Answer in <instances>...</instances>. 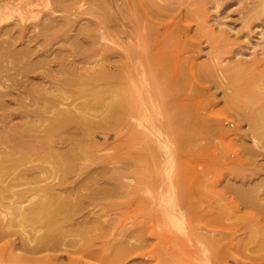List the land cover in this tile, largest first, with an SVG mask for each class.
<instances>
[{"label":"rangeland","instance_id":"rangeland-1","mask_svg":"<svg viewBox=\"0 0 264 264\" xmlns=\"http://www.w3.org/2000/svg\"><path fill=\"white\" fill-rule=\"evenodd\" d=\"M180 1H172V8L164 10V21L176 22L169 27L168 37H164L166 27L160 25L161 35L143 42L142 30L157 24L142 21L132 37L112 33V39L92 47L96 53L78 52L82 37L70 36L69 31L68 37L49 38L47 50L36 55L48 60V67H57V61L64 59L78 67L73 73L93 69L96 73L104 63L99 52L103 45L144 43L148 47L163 38L169 40L167 49L157 54L159 65L141 68L139 61L147 63L152 58L146 54L133 57L131 64L136 67L123 68L131 73L120 78L116 97L128 95L125 107L131 113L126 117L99 107L100 101L79 83L59 91L67 97L59 107L72 110L74 104L83 106L92 98L98 111L108 112L110 118L100 116L109 121H102L97 113L92 119L101 121L94 124L79 121L46 133L53 114L31 103H13L11 118H0V130H6L0 132V264H264V71L256 83L246 73H236L251 70L256 66L253 60L260 58L257 69H264V12L252 22L254 32L242 39L239 52L236 45L218 43L219 35L223 29L231 30V25L242 27L239 12L255 0ZM62 2L67 9L81 3ZM116 3L88 0L80 8L91 6L97 15L99 9L110 12L122 5L124 12L128 10V3ZM216 3H220L219 10L229 7V15L223 12L221 25L212 16L207 18L205 29L212 30L210 36L185 20L187 9L201 4L210 8V15L220 13ZM43 5H22L21 12L15 7L0 8V18L7 13L13 18L0 22L5 25L0 27V36L30 8L47 10ZM138 9L131 11L134 18ZM91 15L83 14L72 24L74 29L90 25ZM86 45L91 49V44ZM0 58L2 68L6 62ZM115 61L123 65L129 59L117 57ZM199 65L207 71L201 72ZM109 72L117 71L111 66ZM22 109L33 110L35 115L31 111L29 117H22L18 113ZM53 141L61 143L65 164L52 173L51 169L31 173L32 166L54 165V158L45 161L43 157L53 148L46 143ZM53 183L57 195L50 199ZM42 203L44 207L37 210Z\"/></svg>","mask_w":264,"mask_h":264},{"label":"bare ground","instance_id":"bare-ground-1","mask_svg":"<svg viewBox=\"0 0 264 264\" xmlns=\"http://www.w3.org/2000/svg\"><path fill=\"white\" fill-rule=\"evenodd\" d=\"M53 1H55V0H0V8H3V9L11 8V7H15L14 9L19 8L17 12L20 11V6H22V5H29L30 6L31 4L32 5L33 4L38 5L40 3H43L44 4L43 6H45V4L48 6L47 10H45L44 7L42 10L37 9V11L36 10L34 11L33 9L31 10V8H30L31 11L29 10V12L27 14L24 13V15H20L19 19H17L18 22L13 27H11L10 29H8V30L6 29V31H3V33L0 36V57H2L3 62L4 61L6 62V64L2 68L0 67V118L1 119L2 118H9V119L11 118V114L13 113L11 110L13 103H17L19 105H24V106L29 105L28 103H31L34 106H36L38 109L39 108L41 109L43 107L42 108L43 112H46V111L50 112L49 110H51L53 115H52V119H51L48 127H46V129H47V130H45L46 133H50V132L53 133L54 130L60 129V127H64V126L72 124L74 122L77 123L79 121L80 122L81 121L82 122L93 121V124H94V122H99L101 120L104 122L109 121V120H107L108 119L107 118L108 112L107 113L105 112L106 113L105 114L104 111H100V110L98 111V106L94 107L91 104L92 98L85 101L83 106L77 105L80 103H77L76 105L74 104L73 107H75V106L76 107L73 108L72 110L65 109V108H64L65 109L64 110L63 108L59 107L60 103L62 101H64L65 99H67V97L64 95L65 93L64 94L63 93L58 94L59 91L62 88H64L65 86H75L76 84H79V83H82L84 85L83 86L84 88L83 87H81V88L86 90L88 95H90V96L93 95L94 98H97L98 101H100L99 107L105 106L106 108H108L107 110L109 111V114H112L114 116L120 114V115H122L121 117H126L128 114L131 113V111L126 109V107H125L127 104V101L129 102V97H128V95L123 94V93L119 94L118 95L119 97H116V92H118L117 91L118 84H119L118 82L122 80L120 78L124 77L127 73L128 74L131 73L129 71H126L127 70L126 65L129 67V70H130L132 65H134L133 63L131 64L133 57L137 56V55H144L145 56L146 54L152 55V58L149 59V61L147 63H145L146 61H139L137 64L140 63L141 68H144V66L146 67V66L159 65L160 61H159V56L157 54H159V53L161 54V52H163L167 49L166 45L169 44V40L166 39V41H165L163 38L162 41H160V43L153 44L151 42L152 45H150L148 47L147 46L145 47L144 43H143L144 45L141 44L142 46L138 45V46H134V47H131V46L128 47V45H127V47L126 46L124 47L123 44H121L120 47H118V46L109 47V45H108V47H106L105 45H103V47H100L101 49L99 50L100 59H101V61L104 62L100 66L101 71L94 73L95 70L93 69V70L89 71L88 73L83 74V73H79L76 70L77 72H75V73L78 77L75 75V73H73L75 71V68L78 69V67L73 66L72 63H69V61L67 62L64 59H60V61L56 60L57 61V67H56V65H55V67H52V66L48 67V64H50L48 60H46V59L44 60L41 58H35V57L37 54H43L47 50L45 44L49 38L57 39L58 37H61V36L62 37H68L70 34L69 31L70 32L72 31L70 36H72V35H75V37L78 36V39H79L80 35L82 37V41H81L82 43H81L79 49H77L78 52L82 51V50H89V51L93 52L94 49L92 47H95L97 44L104 43L103 42L104 40H109L110 38L112 39V37L110 36L112 33H117L118 35H120V37L130 38L133 36L134 32L138 31V26H140V23L142 21L143 22H145V21L150 22L151 25L157 24L156 27H151V29H148V28L145 29L144 28V30H142L141 34H142L143 42H146L148 40L152 41V40H154V38L158 37V35L160 34V32H159L160 31V25H163V27H166L167 32L164 34V37H168V35L170 34V32L168 34L169 27H171L172 22H175V21L174 20L172 21V19H170L169 22H165L164 21V10H166L168 8H172V4H174V3H172V1L174 2L175 0H99L103 5L105 3L115 4L118 1H122L123 4H124V2L126 4L128 3L127 4L128 10L124 12L125 8L122 5V6L114 7L113 10L110 12L107 10H104V9L103 10L99 9V11H97V12H99L98 15H97V13L95 14L96 9L94 10L91 6L90 7L87 6L88 8H85V9L80 8V6L81 7L84 6V4L88 0H79V2H81L80 4L78 3V0H77L76 3H78L79 6H75V8H74L72 5L71 7L74 8V9L72 8L73 10L67 9L64 6V3L62 2V0H57V3L54 5H53ZM180 2H182V0ZM73 3H74V1H73ZM252 3H253V6H246V7L242 8L239 12L242 15L239 16L237 19L241 21L240 24L242 25V27H239L237 25H231L230 28L234 32H232L231 30H228V29H223V31L225 33H223V31H222L221 35H224V36L219 35L221 37V40L220 41L216 40V41H218V43L222 41L225 47H228L230 45H236L237 51L239 50V52H241L240 50L244 46V43H243L244 41L242 39L249 37L251 35V33L254 32L253 29H255V28L252 26L253 25L252 22L254 21V19L256 17L261 15L262 12H264V0H255ZM175 4H176V2H175ZM223 4H224V2H223ZM219 5H220V3H216L214 5V7H216L217 11L220 13H218V14L214 13L212 15H210L208 12V10L210 8L208 9V7H206L202 4L199 6L197 5L198 7L187 9L188 11L189 10L190 11L188 13L184 14L185 20H187L189 23H196L197 28L200 29L199 30L200 32L204 31L205 35L206 34L209 35L210 33H212L211 32L212 30L210 31V30H208V28H207V30L205 29V27H207L209 24V23H207V21H208L207 18L209 16H212V19H213L212 21H215L216 24L221 25L224 23L223 22L224 15H222V14H224L223 12H225L226 15H229V13H227V8H229V7H227L226 10L223 11L222 9L221 10L218 9ZM29 6H27V7H29ZM106 6H108V5H106ZM109 6H111V5H109ZM134 6L139 7V9H140V11L138 13L139 15L136 18H134L132 16L135 13L131 15L132 9L135 8ZM221 6H222V3H221ZM221 6H220V8H221ZM173 8L176 9L177 7L176 8L173 7ZM187 10H186V12H187ZM61 11H65L68 13H65L64 15H62V14L60 15L59 13ZM23 12H25V11L23 10ZM126 12H128V14ZM172 12H173V10H172ZM174 12L176 13V11H174ZM85 13H89V14L93 13L94 14V15H91L92 17L90 16L91 18H89L90 20L88 22L90 23V25L82 26L83 25L82 24L80 27H76L74 29L73 26L76 24V22H79L80 19L83 18L82 15ZM20 14H22V13H20ZM170 14H172V13H170ZM9 15H10V13H9ZM168 15H169V13H168ZM106 16H107V19H105ZM9 17L10 16H8V13H7L6 18H4V19L0 18V22L1 23H2V21L7 22V19ZM10 18H12V17H10ZM183 18H184L183 15H180V19L184 20ZM259 18H261V17H259ZM104 20H106V21H104ZM256 20H258V19L256 18ZM102 21L104 23H102ZM73 23H75V24L72 25ZM158 23H159V25H158ZM233 23H236V22L233 21ZM92 24H93V26H95L94 28L91 27ZM2 26H5V25H3V24L0 25V27H2ZM6 26H9V25H6ZM64 27L65 28L68 27L67 29H69V30H67V29L64 30L65 29ZM140 28H141V26H140ZM197 28H196V30H197ZM203 29H205V30H203ZM263 31L264 30H262V33H264ZM198 34H200V33H198ZM70 38L71 37H69V39ZM139 38H141V37H139ZM75 39H77V38H75ZM75 39L72 40V42L76 41ZM214 39H216V38H214ZM119 40H120V38H119ZM123 40H124V38H123ZM157 40L159 41V39H157ZM110 41L113 42L112 40H110ZM65 42H66V40H65ZM77 42L75 43L76 45H77ZM20 44H23L25 46L22 47L21 49H18L17 46ZM86 44H88V45L91 44L92 45V46H90L91 49L88 48L89 46H87ZM78 46H79V44H78ZM224 46H222V47H224ZM76 48H78V47L76 46ZM168 51H170V49ZM88 54H89V52H88ZM41 56H43V55H41ZM83 56L84 55H82L81 60L86 61V60H84ZM90 56H91V54H90ZM117 57H120L121 59L122 58H128L129 61H127L123 65L122 64L118 65V64H116V61H115V59ZM164 57L167 58L166 56H164ZM45 58H47V57H45ZM161 58H163V57H161ZM168 58H169V56H168ZM260 59H254V60L252 59V60H253L254 64H256V66H257L258 65L257 63L261 64ZM161 60L163 61L165 59H161ZM56 61L54 62L55 64H56ZM170 61H172V59ZM166 62H168V60H166ZM168 63L170 64V62H168ZM161 64L164 65V63H161ZM165 64H167V63H165ZM68 65L71 66V68L68 67ZM111 66H114V70L117 71L116 73H113L114 71L112 73L109 72ZM134 66L136 67V65H134ZM164 66H166V65H164ZM256 66L254 67V65H253V68L251 70H245L243 72L238 70L236 73L239 75L240 74L245 75V73H246L248 75V77L250 79H252V82L254 83L258 79H260L259 77H261L260 75L264 71V69H261V70L257 69L259 67L258 66L256 67ZM123 68L124 69L126 68L125 72L123 71ZM161 69H163V68H161ZM199 69H201V72H202V70L207 71V68L205 65H199ZM72 70H74V71L72 72ZM164 70H166V68H164ZM169 70L171 71V69H169ZM235 74L233 73L232 78L234 77ZM74 76H76V77H74ZM237 77L239 78V76H237ZM242 79H244V78H242ZM244 82H246V81H243V84H244ZM252 82H251V84H252ZM246 83L248 84L247 86L251 85L248 83V81ZM261 86L262 85H260V87ZM260 87H258V89ZM65 89H68V88H65ZM65 89H63V91ZM114 90H115V93H112ZM249 90H251V89H249ZM253 90H254V88H253ZM63 91H61V92H63ZM122 91L124 92V90H122ZM258 91H260V90H258ZM119 93H120V91H119ZM262 93H264V92H262ZM113 96H114V98H113ZM255 96H253V97H255ZM115 97L117 99H115ZM259 98L262 100L261 97H259ZM263 102H264V100H263ZM48 107H49V109H48ZM106 108H105V110H106ZM43 109H45L46 111ZM91 109L94 111H91ZM31 111H32V115H35L33 110H31ZM31 111L29 112V110H27V109H24V110L22 109V110H19L18 113H20V114L22 113L21 114L22 117H29L31 115ZM97 113H99L98 116L102 115V117H106L107 119L106 118L103 119L101 116L100 117L102 119L99 120L100 119L99 118L98 119L99 121L95 120L96 118L92 119L93 116L94 117L97 116L96 115ZM109 114H108V116L110 118ZM15 116H16V114H15ZM0 132L5 134L6 130L3 129V130H0ZM12 136H13V134H12ZM35 142H36V140H35ZM36 144L39 145L38 142ZM33 145H35V144L33 143ZM42 145H44V144H41V146ZM46 145H51V146H53V148L50 147L51 150H48L45 152L47 154L43 155L44 160L46 161V159H48V160L52 161V159H50V158H54V160L52 161L53 162L52 164H54V165L52 166V165H49V163H48V165H49L48 166V165L43 163L44 165L39 164V165L32 166L28 169L31 173H34V171L44 172L43 169H45V170L51 169L52 170L51 173H52V172H54L55 169L59 170L65 164V162H63V160H62L63 157H61L62 156V151L60 150L61 143L59 142L58 144H56L54 142L51 144V142H50V143H46ZM56 172L57 171H55V174H57ZM53 179H56V176H54ZM59 179H60V177H59ZM62 180L63 179L61 178L59 181L62 182ZM55 182H58V181H55ZM50 187H51V189L49 190V194H50V199H52L53 197H55V195H57V191H55L56 185L53 183V185H50ZM44 195H45V192H44ZM47 195H48V193H47ZM42 197H44V196H42ZM43 201H44V199H43ZM47 201H49V200H47ZM43 207H44V203H42L41 206L36 207V208H38L37 210L41 211V209ZM40 211H38V213ZM40 217L38 216L37 218H40ZM44 226H45V224L43 225V227ZM41 235H43V234H41ZM47 236L48 235H46V237ZM43 238H45V236ZM38 239H39V237H38ZM40 241H42V240L40 239ZM92 254H94V253H92ZM90 256H91V252H90ZM93 256H95V255H93Z\"/></svg>","mask_w":264,"mask_h":264}]
</instances>
